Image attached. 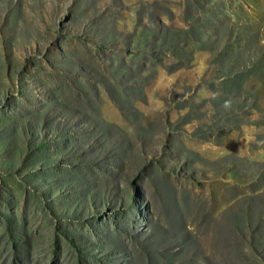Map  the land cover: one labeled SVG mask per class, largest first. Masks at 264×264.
Segmentation results:
<instances>
[{
  "label": "rangeland",
  "instance_id": "1",
  "mask_svg": "<svg viewBox=\"0 0 264 264\" xmlns=\"http://www.w3.org/2000/svg\"><path fill=\"white\" fill-rule=\"evenodd\" d=\"M0 264H264V0H0Z\"/></svg>",
  "mask_w": 264,
  "mask_h": 264
},
{
  "label": "trees",
  "instance_id": "2",
  "mask_svg": "<svg viewBox=\"0 0 264 264\" xmlns=\"http://www.w3.org/2000/svg\"><path fill=\"white\" fill-rule=\"evenodd\" d=\"M165 29H166V31H168V32H169V28H168L167 26L165 27Z\"/></svg>",
  "mask_w": 264,
  "mask_h": 264
},
{
  "label": "clouds",
  "instance_id": "3",
  "mask_svg": "<svg viewBox=\"0 0 264 264\" xmlns=\"http://www.w3.org/2000/svg\"><path fill=\"white\" fill-rule=\"evenodd\" d=\"M226 106H227V104H226Z\"/></svg>",
  "mask_w": 264,
  "mask_h": 264
}]
</instances>
